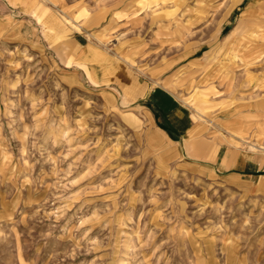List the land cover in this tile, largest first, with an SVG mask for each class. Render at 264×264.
<instances>
[{
    "label": "rangeland",
    "instance_id": "374dc122",
    "mask_svg": "<svg viewBox=\"0 0 264 264\" xmlns=\"http://www.w3.org/2000/svg\"><path fill=\"white\" fill-rule=\"evenodd\" d=\"M105 65L257 175L186 159ZM263 184L264 0H0V264H264Z\"/></svg>",
    "mask_w": 264,
    "mask_h": 264
},
{
    "label": "crops",
    "instance_id": "0c3cea01",
    "mask_svg": "<svg viewBox=\"0 0 264 264\" xmlns=\"http://www.w3.org/2000/svg\"><path fill=\"white\" fill-rule=\"evenodd\" d=\"M95 69L98 71L96 72L98 86L103 87L108 84V93L117 103H124L126 106L140 105L146 108L153 119L155 130L165 134L169 141L177 144L178 149H176L183 156L185 155L186 159L213 169L215 173L229 181L246 175H257L256 161L249 160L241 152L234 154L233 151L222 146L218 148L208 137L192 135L193 125L189 119L188 124L179 129L178 125L183 115L181 105L172 101L170 96L156 90L154 86H150L148 81L142 80L138 75L129 74L124 69L111 70L107 65L101 70Z\"/></svg>",
    "mask_w": 264,
    "mask_h": 264
},
{
    "label": "bare ground",
    "instance_id": "6f19581e",
    "mask_svg": "<svg viewBox=\"0 0 264 264\" xmlns=\"http://www.w3.org/2000/svg\"><path fill=\"white\" fill-rule=\"evenodd\" d=\"M251 148H253V146Z\"/></svg>",
    "mask_w": 264,
    "mask_h": 264
}]
</instances>
